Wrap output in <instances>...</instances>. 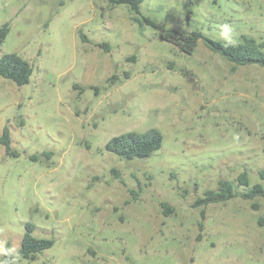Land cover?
<instances>
[{"label": "rangeland", "instance_id": "1", "mask_svg": "<svg viewBox=\"0 0 264 264\" xmlns=\"http://www.w3.org/2000/svg\"><path fill=\"white\" fill-rule=\"evenodd\" d=\"M5 23L0 57L34 70L24 85L0 75V137L8 126L17 153L0 142V259L9 249L8 264H264V197L241 196L264 185V67L161 37L262 41L264 0H144L140 13L109 0H0ZM151 128L164 142L150 157L106 148ZM224 180L237 196L194 206ZM27 222L55 241L35 259L20 253Z\"/></svg>", "mask_w": 264, "mask_h": 264}, {"label": "trees", "instance_id": "2", "mask_svg": "<svg viewBox=\"0 0 264 264\" xmlns=\"http://www.w3.org/2000/svg\"><path fill=\"white\" fill-rule=\"evenodd\" d=\"M115 4H126L132 10L140 13L141 4L144 0H109ZM143 20L152 26L157 27V23L144 17ZM10 30L9 23L0 26V43L7 37ZM161 37L174 45L181 51L192 54L197 48L199 41L211 51L219 54L236 66H245L256 64L264 67V40L259 41L255 37L243 35L242 40L236 44L226 43L211 38L201 31L183 32L175 29H165L161 32ZM33 65L25 58L15 52L5 53L0 57V75L14 81L18 85H24L30 82L33 74ZM0 142L5 146L8 154H17L11 151V137L9 127L4 128L0 137ZM164 142L163 133L157 128H151L144 132L128 131L112 137L107 143V150L117 154L124 159L150 157L154 152L159 150ZM264 179V170L260 171ZM238 182L242 185L249 186L250 181L246 172L238 177ZM237 196L235 184L230 180L220 181L218 188L206 189L203 196L196 199L194 206L206 207L210 203L225 202ZM243 198H254L256 196L264 197V185L262 183L253 184L247 191L241 194ZM166 212H172L166 202H162ZM257 206V205H255ZM205 209H202V218L204 219ZM201 227L203 224L201 223ZM26 232L22 239L20 253L24 258L35 259L38 253L51 248L54 240L50 238H40L33 235L35 225L32 222L26 223ZM5 263L14 262L13 255L9 252L1 258Z\"/></svg>", "mask_w": 264, "mask_h": 264}]
</instances>
